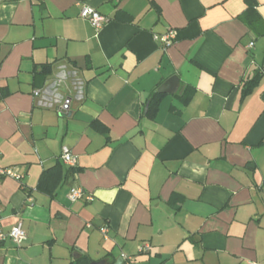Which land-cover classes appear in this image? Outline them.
<instances>
[{"label": "crops", "instance_id": "crops-1", "mask_svg": "<svg viewBox=\"0 0 264 264\" xmlns=\"http://www.w3.org/2000/svg\"><path fill=\"white\" fill-rule=\"evenodd\" d=\"M0 169V264L264 263V0H0Z\"/></svg>", "mask_w": 264, "mask_h": 264}, {"label": "built area", "instance_id": "built-area-1", "mask_svg": "<svg viewBox=\"0 0 264 264\" xmlns=\"http://www.w3.org/2000/svg\"><path fill=\"white\" fill-rule=\"evenodd\" d=\"M79 16L81 19L87 21L91 25V27L94 28L95 30H99L103 26V24L107 21V19L104 16H102L97 10L86 4L81 5ZM154 39L162 42L163 47L167 48L168 46L171 45L174 39V32L172 30H169L168 32H166L161 36H154ZM249 46H252V43L249 44ZM38 94L39 92H34L35 96H37ZM67 108L68 105L65 104L63 106V109L66 110ZM60 159L63 162V164L67 165L70 168H74L76 166V157L71 152V150L66 146L61 147ZM0 176L9 177L17 181L20 180L21 178V176L17 172L11 169H0ZM67 199L69 202L74 203L81 199L91 200V197L89 195H86L81 188L72 187L70 188L67 194ZM102 231L104 232V230ZM25 238H26V233L23 230L20 222L13 225L8 232H3L1 229V216H0V243L6 240H10L13 244H15V246H19L22 244ZM149 248L150 246L148 243H143L139 248V253L147 252ZM252 264H257V263H252Z\"/></svg>", "mask_w": 264, "mask_h": 264}, {"label": "water", "instance_id": "water-1", "mask_svg": "<svg viewBox=\"0 0 264 264\" xmlns=\"http://www.w3.org/2000/svg\"><path fill=\"white\" fill-rule=\"evenodd\" d=\"M177 84V78L176 77H171L168 81H166L165 83H163L158 89H157V92L158 93H171L173 89V86ZM57 83H55L54 85V93H55V96L58 95L57 94ZM94 224L97 223V221L93 222ZM90 264H107V262L105 260H101L99 262H92ZM115 264H122V260L121 258L120 259H117Z\"/></svg>", "mask_w": 264, "mask_h": 264}, {"label": "trees", "instance_id": "trees-1", "mask_svg": "<svg viewBox=\"0 0 264 264\" xmlns=\"http://www.w3.org/2000/svg\"><path fill=\"white\" fill-rule=\"evenodd\" d=\"M251 83V81L247 82V88L246 90H248L249 84ZM245 90V91H246ZM247 92V91H246ZM162 95H158L157 93L154 94V96L152 97L150 104L148 106V110H147V115L152 116L153 113L155 112L156 106L159 102V99L161 98ZM87 257H81L80 260H76L74 262V264H80V262H82L83 260H85ZM86 262V261H84Z\"/></svg>", "mask_w": 264, "mask_h": 264}]
</instances>
